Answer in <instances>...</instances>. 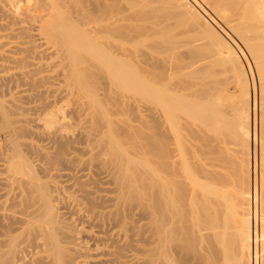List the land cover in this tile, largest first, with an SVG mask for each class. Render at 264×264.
Masks as SVG:
<instances>
[{
	"label": "bare ground",
	"instance_id": "1",
	"mask_svg": "<svg viewBox=\"0 0 264 264\" xmlns=\"http://www.w3.org/2000/svg\"><path fill=\"white\" fill-rule=\"evenodd\" d=\"M8 1L19 27L8 29L17 41L13 51L0 50V61L11 58L19 64V78H15L32 87L24 83L26 91L37 92L50 104L44 105L50 112H43L45 118L40 120V115L37 121L42 122L47 140L52 138V146L50 153L43 151L47 154L41 157L47 160L42 165L34 164L21 144H15L14 155L8 157L4 181L19 186L21 202L17 208L18 202L7 200L18 210L7 204L9 214L2 206L4 200L1 203L5 215L0 217L4 215L6 224L0 264H251L252 244L257 260L258 244L264 248V120L257 137V97L245 64L252 75V61L264 102V0H32L33 8L20 7L22 0ZM33 10L39 12L33 17L37 24L30 19ZM28 20L37 26H28ZM8 37L0 35V43ZM156 40L161 45L150 44L148 51L135 50L132 55L141 42ZM140 62L142 71L135 64ZM219 67L233 76L225 78L216 70ZM223 76L230 86L239 87L237 99L226 92L230 86L226 87ZM57 84L67 93L70 90L65 96L77 93L83 106L92 109V126L86 134L80 132L83 141L69 136L73 128L66 120L62 123L70 110L64 112L65 107L59 108L62 104L57 107L63 97ZM109 84L122 90V95L145 94L153 105L151 121L163 120L162 125L156 121L164 129L160 169L154 156L153 161L142 160V155L134 158L141 151L133 157L134 151L122 141L126 137L121 139L113 128L97 94L98 86ZM53 88L58 97L61 93L60 100L49 97ZM17 99L21 97H14L11 104L16 100L13 107L19 105L20 110L24 107ZM228 108L233 110L231 117ZM8 109L1 108L5 127H12L18 136L32 132L28 125H16L22 120H14V112ZM179 118L190 126L196 145L186 144L192 140L183 138L188 130H181ZM102 125H108V132H102ZM169 131L176 135L171 141L177 148L170 147L174 142H169ZM227 139L235 148L236 144L242 147L243 161L239 147L232 146L241 157L234 150L227 152ZM225 153L234 156L226 158ZM16 187L9 191L14 194ZM70 190L75 195H65L63 200L62 194ZM18 195L15 192L14 201L16 196L20 199Z\"/></svg>",
	"mask_w": 264,
	"mask_h": 264
},
{
	"label": "rangeland",
	"instance_id": "2",
	"mask_svg": "<svg viewBox=\"0 0 264 264\" xmlns=\"http://www.w3.org/2000/svg\"><path fill=\"white\" fill-rule=\"evenodd\" d=\"M29 0H22L21 2H19V5H20V7H22V8H26L27 7V5L28 6H31L32 8H33V6H32V4H33V2H32V0H30L29 2H28ZM27 2V3H26ZM32 2V3H31ZM26 5V6H25ZM30 7V8H31ZM37 11V10H36ZM35 10H33V12L31 13L32 14V16L30 17V19H32L33 21H35V23L37 24V22H36V20H37V18H36V20H35V18L33 19V17H34V15L35 14H38L37 12H36ZM17 23H18V16H17V14H16V12H15V9H14V7L12 6V5H10L9 4V1L8 0H0V35H9V37H8V39H5V40H3V41H1L2 43H0V50L2 51V50H5V51H10V50H14V48H13V46H14V42H16L17 41V39L16 38H10L12 35L10 34V31H8V29H10V27H13L14 26V28H17V27H19V25H17ZM27 23L29 24L28 26H32V24L33 25H35L34 24V22H31V20H30V22H29V20L27 21ZM32 23V24H31ZM31 24V25H30ZM126 24H129L128 22L126 23ZM37 25H35V27H36ZM159 43H162L161 41H158V40H156V42L155 41H153L152 43L151 42H149V41H144V42H141L140 43V45H138V47H136V48H134V50H132V52L134 51L135 52V50H137L136 52L138 53V54H141V52H142V54H143V51L144 52H146V51H148L149 50V48L152 46V45H150V44H156L157 46H158V44ZM159 45H161V44H159ZM134 52H133V54L132 55H134ZM135 52V53H136ZM135 56V55H134ZM131 57V59H132V56H130ZM135 58V57H134ZM10 59V60H9ZM130 59V60H131ZM8 60V62L6 61H3V60H1V61H3V62H1L0 61V178H2V179H0V180H2V181H0V206L2 205L1 203H3L2 201L4 200V203L7 201V200H10V201H7V202H11L12 201V203L14 202L15 203V205H16V202H18V204L16 205L17 206V208H19L18 206L20 205V202H21V196L20 195H18V191H17V188H19V186L17 185V184H13L12 186H11V183H9L10 182V180L9 181H4V178H5V176H7V178H8V174L6 173V172H8V171H5L6 170V166L8 165V162H7V160L9 161V158H11L13 155H14V151H15V149H13L14 148V145L15 144H21L20 146H22L21 148H22V150L26 153V154H29V155H27L28 157H30L31 158V161L32 162H34V164H36V165H42V163L44 162V161H46L47 159L46 158H43V157H46V154L49 152L50 153V151H51V149H50V147L52 146V143H51V145H50V142L52 141V138H50L51 139V141L50 140H47V139H49V137H47L46 136V132L41 128V126H42V122L40 123V121H37V119L39 120V117H40V115H41V117H40V120H42V117L43 118H45V114H46V112L47 111H49L50 110V108H49V110L47 109V111L45 110V108H47L49 105H48V103L45 101L46 99H44L45 97H43V96H41V97H43V100L41 99V97L40 96H37V94H35V93H37V92H34V93H31L32 92V90L30 89V91L31 92H29V88L31 87V86H28V84H26L25 83V81H23V80H21V79H19V81H18V79H16L18 76L16 75V74H18V73H20L19 71L21 70L20 69V65L19 64H17V63H13V60L11 59V58H8L7 59ZM12 60V61H11ZM11 61V62H10ZM145 61V60H144ZM251 62V67L254 69V71H253V69L251 70L252 71V75H249L250 74V72H249V68L247 67V65L245 64V68H246V72L248 73V76H249V81H251L250 82V87L252 88H255L254 89V92H255V94H256V104H257V108H256V114H257V117L255 118V119H257L256 120V133H257V137H258V135H259V123L261 124V118L264 120V118H263V113L261 112L260 113V110H261V102L263 101V100H261L260 98H262L260 95H261V85L259 84L260 83V81H258V79H259V76H258V74H256V69L254 68V65L252 64V61H250ZM133 64H134V62H133ZM135 64H140V65H137V66H139V69L142 67V64H141V62L140 63H135ZM143 64L145 65V63L143 62ZM19 66V67H18ZM136 66V67H137ZM141 66V67H140ZM145 67H147L146 65H145ZM56 68V71L54 72V71H51V72H54L53 74H55L57 71H58V73H60L59 72V69L57 70V67H55ZM55 68H53L52 70H55ZM220 69H221V67H219ZM218 68V69H219ZM143 69H144V67H143ZM149 69V66H148V68H147V70ZM218 69H216L220 74L222 73V69L219 71ZM224 70V69H223ZM141 71H142V68H141ZM146 72L147 73V71H146V68H145V70H143V72ZM216 71V72H217ZM150 72V70L148 71V73ZM224 72V71H223ZM226 72V73H225ZM224 73H222L224 76H225V78H226V76H230V75H232L233 76V73L231 72V71H229V74H228V71H225ZM50 73V72H49ZM145 73V74H146ZM176 73H177V71H176ZM179 73V72H178ZM51 74V73H50ZM143 74V73H142ZM144 74V75H145ZM221 74V75H222ZM16 75V76H15ZM55 75H57V73L55 74ZM143 75V76H144ZM39 76V75H38ZM146 76V78L148 77L147 75H145ZM224 76L223 77H221L222 79H224ZM231 76V77H232ZM13 77V78H12ZM16 77V78H15ZM251 77H252V79H251ZM15 78V79H14ZM19 78V77H18ZM177 78V77H176ZM179 78H181V77H179ZM220 78V79H221ZM228 78V77H227ZM253 78H255L254 80L256 81V82H254V81H252L253 80ZM221 79V80H222ZM12 80V81H11ZM174 80H176V79H174ZM180 80V79H179ZM226 82H225V84L227 83V85H226V87H228V86H230L231 85V81H230V83L229 82H227V80L226 79H224ZM230 80V78H228V81ZM11 81V82H10ZM15 81H17L16 83H14ZM178 81V80H177ZM182 81V80H181ZM55 82H57V81H55ZM174 82V81H173ZM176 82V81H175ZM232 82H233V80H232ZM10 83H13L14 85H12V84H10ZM23 83V84H22ZM24 83L26 84V86H28L29 88H28V92L26 91V89H27V87L26 86H24L23 87V85H24ZM252 83H253V85L254 84H256L255 86H253L252 85ZM10 84V85H9ZM20 84H22V86L20 85ZM229 84V85H228ZM58 86H59V84H57ZM57 85H55V87L57 86ZM236 85L235 83L234 84H232V86H230V88L228 89V88H226L227 90H226V92H230L229 93V96H232V95H234V96H232V97H236V99L238 98L237 96H239V94H240V92H239V87H237V85L234 87V86ZM12 86V87H11ZM52 86V85H51ZM58 86H57V89H58ZM60 86H62V84L60 85ZM59 86V87H60ZM104 86V87H103ZM102 86V88H101V86L98 88L97 87V94H99L98 96L99 97H101L102 98V100H103V102L102 103H104L103 105H105L104 107L106 108V110L108 111V114H109V117L112 119V121L114 122V125H113V128L115 129V127L117 128V129H115V131L117 132H119V136H120V138L122 137H126L125 138V140H123L122 138V141H123V143H125V145H126V143H127V145H126V147L128 148V149H130L129 151L130 152H132V150L134 151V152H132L131 154L133 155V157L135 156V152H136V154H138L139 153V151H141L138 155H136V157H134V158H137L138 156V158H142V156H143V158H142V160L145 158V159H151L152 158V156H154L156 159H154V157L152 158L153 160H155V161H153L152 159L151 160H149V161H153V162H155L156 163V166L157 165H159V169L161 168L160 166H161V163H162V160H161V154H159V152H161L162 151V143H163V137H162V135H163V132H164V129H162L161 127H160V125H159V123L162 125V123H163V120L162 119H160V120H156V121H158V122H156L155 121V123H154V121H151V120H154V118H151L150 117V111H149V108H150V105L152 104L150 101H149V99L147 98V96L145 95V94H134V95H126V93L127 92H125V94H121V92H123L122 90H121V92H119L118 91V89H116V88H118V87H116L115 85H103ZM9 87V88H8ZM13 87H14V90H13ZM18 87V88H17ZM19 87L21 88L22 87V89H19ZM26 87V88H25ZM52 87H54V86H52ZM63 88H65L64 86H62ZM62 87H60L61 88V90H62ZM105 87H106V89H105ZM237 87V88H236ZM32 88V87H31ZM113 90H112V89ZM252 88V89H253ZM9 89V90H8ZM17 89V90H16ZM25 89V90H24ZM54 89V88H53ZM56 89V88H55ZM53 90L52 91V89H50L51 91H50V93L51 92H53V93H49V97L50 98H56L55 96H57V94L59 93L58 91L60 90V89H56L57 90V92L58 93H56L55 91L56 90ZM69 89V88H68ZM101 89V90H100ZM237 89H238V91H237ZM256 89H257V91H256ZM12 90V91H11ZM19 90V91H18ZM21 90H23V91H21ZM60 90V92H62V94H61V96H63V97H65V99H67V100H62L63 99V97H60V94H59V97H60V99H59V97L57 96V99L58 100H60L59 101V103H57V104H59V105H57V107H59V106H62V107H59V108H62V109H65L64 110V112H67V111H69V112H67V114L68 115H66V114H64V115H66V119H63L62 117V123H66V124H70V125H68V126H70L69 128H73V130H74V132H71V130H69L70 131V133H69V136L71 135V136H75V137H73V138H79V139H75L76 141H83L82 140V135H83V133L85 132V134L88 132V125L91 123V122H89V121H91L92 119H90L89 120V117H90V115H89V113L91 114V112H92V109L90 108H88V106L86 105L85 107L83 106L84 105V103L82 104L81 102H80V99L77 97V96H79L77 93H74L73 95H72V93H70L68 96H65L66 94H68L69 92H70V90H69V92L67 93V88H66V90H62L61 91ZM108 90V91H107ZM112 90V91H111ZM231 90H232V93H231ZM233 90H235L236 92H233ZM11 91V92H10ZM15 91V93H12V92H14ZM26 93H25V92ZM253 91V90H252ZM23 94H22V93ZM107 92V93H106ZM110 92H113V93H111L110 94ZM19 93V94H18ZM25 93V94H24ZM30 94V99H28L29 98V94ZM63 93H65V94H63ZM121 95H119V94ZM15 94L18 96V97H21V99H17L18 101H20V105L22 104V107H24V108H22V109H20L19 110V105H16V107H17V109H16V107L14 106L13 107V105H15V101H14V103H13V105L11 104V102H13V101H11L14 97H17V96H15ZM21 94V95H20ZM31 94L33 95H36L37 97H35V96H31ZM75 94H76V96H75ZM114 96H116V97H113V95ZM230 94H232V95H230ZM10 95H11V99H10ZM23 95H25L26 97H24ZM28 95V96H27ZM71 95L74 97H71ZM112 95V96H111ZM235 95H237V96H235ZM13 96V97H12ZM23 96V97H22ZM47 96V97H48ZM52 96H54V97H52ZM103 96V97H102ZM119 96V97H118ZM46 97V98H47ZM69 97V98H68ZM71 97V98H70ZM75 97H77L76 99H75ZM105 97V98H104ZM109 97V98H108ZM23 98H24V100H23ZM36 98L37 99H39L38 101L36 100ZM73 98V99H72ZM100 98V99H101ZM104 98V99H103ZM107 98V99H106ZM116 98V100H114V99ZM16 99V98H15ZM41 99V100H40ZM52 99H50V100H52ZM56 99V100H57ZM69 99V100H68ZM77 99H79V102L81 103V105H79V106H77V103H79V102H75V101H78ZM30 100V101H29ZM36 100V101H35ZM54 100V99H53ZM52 100V101H53ZM58 100H57V102H58ZM101 100V101H102ZM260 100V101H259ZM10 101V102H9ZM18 101L16 102V104L18 103ZM32 101V102H31ZM68 101H72V102H68ZM106 101H107V103H106ZM109 101V102H108ZM22 102V103H21ZM23 102H26V103H23ZM28 102V103H27ZM46 102V103H45ZM65 102V103H64ZM68 102V103H67ZM84 102V101H83ZM40 103V104H39ZM45 103V104H44ZM76 103V104H75ZM79 103V104H80ZM262 103H264V102H262ZM43 104V105H42ZM62 104V105H61ZM261 104V105H260ZM41 107H40V106ZM44 105H48L47 107H44ZM69 105H71L70 107H69ZM2 106H4L5 108H9L8 110H12V111H9L10 112V114L11 113H13L14 112V117H13V115H12V118H14V120H15V117H19V121H21V122H19L18 124H16V125H23V126H27L28 125V127H30V128H33V129H31L32 130V132L30 131L29 133L27 132V134L25 133V135H23L24 133H20V135L19 136H21V135H23V136H21V137H19L18 136V133H16L15 131V133L13 132V130L14 129H12V127H10V129L9 128H7V127H5L3 124V118H2V116H3V113H2V110H1V108H2ZM19 106V107H18ZM67 106V107H66ZM75 108H74V107ZM83 106V107H82ZM151 106H153V105H151ZM42 107L44 108V109H42ZM65 107V108H64ZM76 107H78V108H76ZM90 107V106H89ZM159 107V106H158ZM21 108V107H20ZM69 108V109H68ZM85 108V109H84ZM88 108V109H87ZM40 109V110H39ZM73 109V110H72ZM76 109H77V111H79L80 110V112H76ZM82 109H84L83 111H82ZM229 109H231V108H228V110ZM43 110V111H42ZM88 110H91V111H88ZM227 110V115L229 116V117H231L232 116V114H233V110L232 111H228ZM74 111V112H73ZM85 111V112H84ZM43 112L45 113L44 115H43ZM50 112V111H49ZM88 112V113H87ZM15 113H16V116H15ZM73 113V114H72ZM77 113L79 114V115H77ZM80 113H81V115H80ZM229 113H230V115H229ZM260 113V114H259ZM18 114V115H17ZM48 114V113H47ZM86 114H88L87 116H86ZM256 114H255V116H256ZM84 117H83V116ZM61 116H62V114H61ZM92 116V115H91ZM149 117V118H148ZM91 118V117H90ZM85 119H87V120H85ZM179 119H182V120H184V118H179ZM36 120V121H35ZM64 120H66V122H64ZM79 120V121H78ZM182 120H180V122H181V130L182 131H187L188 129L187 128H190V126H188V127H186V125L185 124H187V122H186V120H184V121H182ZM262 120V121H263ZM161 121V122H160ZM16 122H17V119H16ZM83 122V123H82ZM84 122H85V124H84ZM29 123V124H28ZM78 123H79V125H78ZM158 123V124H157ZM182 123H184V125L182 124ZM82 125V127L83 128H80L81 127V125ZM92 124V123H91ZM90 124V125H91ZM104 124V123H103ZM113 124V123H112ZM157 124V125H156ZM72 125V126H71ZM77 125V126H76ZM87 125V126H86ZM89 125V126H90ZM189 125V124H188ZM25 126V127H26ZM32 126V127H31ZM34 126H36V127H34ZM73 126H75V127H73ZM79 126V127H78ZM84 126H85V128H84ZM92 126V125H91ZM103 126V130H102V132H108V130H109V127L107 128V126L105 127V125H102ZM122 126V127H121ZM128 126V127H127ZM182 126H184V127H182ZM39 127V128H38ZM87 127V128H86ZM101 127V126H100ZM4 128V129H3ZM91 128V127H90ZM105 128V129H104ZM121 128V129H120ZM159 128V129H158ZM7 129H9V130H7ZM12 129V130H11ZM36 129V130H35ZM100 129H102V127L100 128ZM108 129V130H107ZM129 131H128V130ZM161 129V130H160ZM184 129H187V130H184ZM72 130V131H73ZM86 130H87V132H86ZM121 130V131H120ZM190 130V129H189ZM188 130V132H186V133H184L183 134V138L185 137V139H187V140H192V142L190 143L189 141H187V140H185V141H187L186 142V144L187 145H189L190 144V146H192V145H196V142H194V140L192 139V137H191V133H189V132H191V130L189 131ZM38 132V133H36V132ZM42 131H43V134H42ZM83 132V133H80V132ZM101 131V130H100ZM161 131V132H160ZM182 131H181V133H182ZM9 132V133H8ZM45 132V133H44ZM120 132H121V135H120ZM125 132V133H124ZM127 132H128V134H130V135H128L127 134ZM41 133V134H40ZM122 133H124V134H122ZM173 135H171V134ZM17 135V138H16V135ZM84 134V135H85ZM169 134L171 135L170 136V138L171 139H169L170 141L169 142H174L175 140L174 139H172V138H174V135H175V133H173V132H170L169 131ZM186 134H188L187 136H186ZM77 135V136H76ZM80 135H81V137H80ZM123 135H126V136H123ZM128 135V136H127ZM25 136V137H24ZM176 136V135H175ZM18 137H19V139H18ZM24 137V138H23ZM127 137H129V138H127ZM189 137H191L190 139H189ZM14 138V139H13ZM81 138V139H80ZM17 139H18V141H20V142H18V143H16L17 142ZM171 140H174V141H171ZM229 139H227V141H228ZM124 141H126V142H124ZM161 141H162V143H161ZM227 141H226V144H227ZM15 142V143H14ZM229 143H228V145H229V147L230 148H228V151L227 152H229L230 150V152H232V150H234L235 151V149L237 148V147H239L240 148V150L237 148V152L238 153H241V155H242V161H243V159L244 158H246V156L242 153V147L238 144H236V148L234 147L235 146V144L234 143H232L230 140L228 141ZM154 143V144H153ZM192 143H195V144H192ZM231 143V144H230ZM11 144H12V146H11ZM33 145V146H31V145ZM173 144H175V142L174 143H170V147H172V146H174ZM36 147H35V146ZM186 145V146H187ZM225 145V144H224ZM223 145V148H225V149H227V147L228 146H224ZM231 145V146H230ZM39 146H40V150H36L35 148H39ZM76 146H77V144H76ZM75 145H74V147H76ZM85 145H82V148L84 147ZM189 146V147H190ZM235 148H233V147ZM78 148H79V150L81 149V145L80 146H77ZM85 147H87V146H85ZM78 148H77V150H78ZM174 148H177V147H172V149H174ZM188 148V147H187ZM232 148V149H231ZM34 149V150H33ZM42 149V150H41ZM76 149V148H75ZM83 149H86V148H83ZM134 149H136V150H134ZM137 149H139V150H137ZM45 150H47L46 152L47 153H43V151H45ZM78 150V152H80ZM256 154H257V160H256V171L258 170V172H256V173H258V176H257V174H256V176L259 178V175H261L260 174V169H259V147H258V144H257V147H256ZM2 151V152H1ZM40 151V152H39ZM42 151V152H41ZM36 152H38V154L36 153ZM78 152L76 153V154H78ZM138 152V153H137ZM153 152H154V154H153ZM157 152V153H156ZM236 151L234 152V153H237ZM13 155H12V154ZM24 153V154H25ZM40 153H42V154H40ZM148 153V154H147ZM233 153V152H232ZM230 154V155H232V156H234V154ZM237 153V154H238ZM4 154V155H3ZM7 154V155H6ZM80 154H81V152H80ZM146 154V155H145ZM155 154L157 155V156H155ZM229 153H227V155H228ZM142 155V156H141ZM144 155H145V157H144ZM158 155H159V157H158ZM225 155H226V153H225ZM226 155V156H227ZM230 155H228L226 158H228V157H230ZM240 157H241V155L240 154H238ZM238 155H236V156H238ZM244 155V156H243ZM41 156H43V157H41ZM79 156V155H78ZM231 156V157H232ZM238 156V158H236V159H238V163H239V161H240V157ZM9 157V158H8ZM86 157V156H85ZM44 160H43V159ZM158 158V159H157ZM251 158V160H252V156L250 157ZM147 159V160H148ZM6 160V161H5ZM250 160V161H251ZM237 161V160H236ZM10 162V161H9ZM159 164H158V163ZM258 162V163H257ZM39 163V164H38ZM44 163H46V162H44ZM6 164V165H5ZM239 164H241V163H239ZM238 164V165H239ZM5 165V166H4ZM44 165V164H43ZM250 167H251V173H250V175H251V179H252V177H253V168H252V161H251V164H250ZM5 168V169H4ZM83 168V167H82ZM84 168H86V166L84 167ZM5 171V172H4ZM60 173V172H59ZM84 173V172H83ZM7 174V175H6ZM257 178V185L259 186V179ZM6 179V178H5ZM59 181H60V179L61 178H57ZM63 179V178H62ZM5 182H7V184H5ZM251 182H252V180H251ZM2 183H4L5 185L3 186L2 185ZM6 186V187H5ZM9 186V187H8ZM17 186V187H16ZM3 187H5V189L3 188ZM13 187H16L15 189H14V191H13V193L14 194H12V191L10 190L9 191V188L10 189H12ZM21 188H22V186H21ZM258 188V187H257ZM2 189V190H1ZM6 189H8V190H6ZM20 189V188H19ZM18 189V190H19ZM23 189V188H22ZM13 190V189H12ZM6 193H5V192ZM7 192H8V195H7ZM15 192H16V195H18L19 197H20V199H18L17 198V196H16V199H17V201H16V199H15V201H14V199H13V197H14V195H15ZM19 192H21V191H19ZM68 192V194H62L63 196L61 197V198H63L65 195H69V197H70V195L72 194V192H71V190L70 191H67ZM66 192V193H67ZM70 192V193H69ZM4 194V196H2L3 194ZM9 193H11V194H9ZM21 194V193H20ZM7 195V196H6ZM12 195V196H11ZM75 194H72V196H74ZM66 197V196H65ZM63 198V200H65L66 198ZM15 198V197H14ZM2 199V200H1ZM9 203H5V204H3L2 206H5L6 205V207H5V213H8L9 214V212H8V210H10L9 209V207L11 206V204H9ZM7 204H8V206L9 207H7ZM13 205V204H12ZM11 207H13V208H11V209H13L12 211H16V209L17 208H15L14 209V205L13 206H11ZM4 208V207H3ZM3 208H0V210L1 209H3ZM6 209H7V211H6ZM21 209V208H20ZM19 209V210H20ZM2 211V210H1ZM4 211V210H3ZM18 211V210H17ZM16 211V212H17ZM11 212V211H10ZM13 212V213H14ZM0 213H4V212H0ZM5 213H4V215H5ZM12 212H11V214H13ZM7 214V215H8ZM4 215L2 214L1 215V217L3 218L4 217ZM252 215V214H251ZM0 217V218H1ZM76 217V216H75ZM253 217V215L251 216V218ZM1 218V219H2ZM0 219V220H1ZM1 223H2V225H0V226H2V230L0 229V231H2V232H0V235H1V239L0 240H2V234H3V229L5 228H3V226H5L4 224H6V222H5V220H4V218H3V220H1L0 221ZM5 222V223H4ZM82 223L84 224V226H87V224L86 223H84L83 221H82ZM81 223V224H82ZM79 224H80V221H79ZM263 238V237H262ZM264 239V238H263ZM262 246V245H261ZM260 246V244H258V247H259V249H258V259L256 260V256H255V251H254V247H253V244H252V252H251V264H255V262L256 261H258V264H264V248L262 247V248H260L261 247ZM263 250V251H262ZM262 251V252H261ZM263 256V257H262ZM261 257V258H260ZM263 260V261H262ZM256 264H257V262H256Z\"/></svg>",
	"mask_w": 264,
	"mask_h": 264
}]
</instances>
